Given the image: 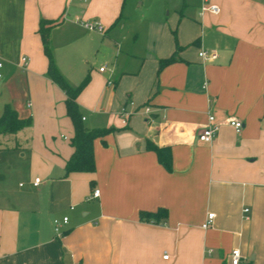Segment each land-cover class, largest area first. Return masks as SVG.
<instances>
[{
	"label": "crops",
	"instance_id": "obj_1",
	"mask_svg": "<svg viewBox=\"0 0 264 264\" xmlns=\"http://www.w3.org/2000/svg\"><path fill=\"white\" fill-rule=\"evenodd\" d=\"M42 18L60 20L50 39L63 75L89 76L85 126L115 129L95 140L93 173L66 171L75 132ZM0 61V115L10 104L32 117L0 135V264H232L234 249L239 264H264V0H0ZM209 113L242 127L221 123L203 142ZM149 146L167 150L168 168ZM159 208L160 222L139 219Z\"/></svg>",
	"mask_w": 264,
	"mask_h": 264
},
{
	"label": "trees",
	"instance_id": "obj_2",
	"mask_svg": "<svg viewBox=\"0 0 264 264\" xmlns=\"http://www.w3.org/2000/svg\"><path fill=\"white\" fill-rule=\"evenodd\" d=\"M60 22L59 19L42 18L40 20L39 32L41 33L44 51L49 59L48 75L58 83L66 93V108L67 114L72 119L74 126V136L72 138V146L74 152L66 164L67 173L71 172H90L96 171V161L94 154V142L98 138H104L107 134L114 131V128H96L89 129L84 124V116L81 106L78 102V95L89 81V76H86L78 85L71 84L68 79L60 71L51 45L50 32L53 26ZM170 56L159 60V67L173 60ZM32 117H21L17 110L10 104H7L3 113L0 115V135L12 136L19 131L31 126ZM3 144H0V148ZM4 147V146H3ZM18 147V145H17ZM153 149L160 163L165 167H169V155L166 149L156 146H149ZM167 215L166 209L159 208L156 211H140L139 219L142 221L160 222Z\"/></svg>",
	"mask_w": 264,
	"mask_h": 264
},
{
	"label": "built area",
	"instance_id": "obj_3",
	"mask_svg": "<svg viewBox=\"0 0 264 264\" xmlns=\"http://www.w3.org/2000/svg\"><path fill=\"white\" fill-rule=\"evenodd\" d=\"M201 10H209L212 12H217L218 11V7L217 5L213 4V3H203L201 6ZM82 24L84 25V27H86L89 30H94V31H100V32H104L105 31V27L104 25L97 21V20H83ZM199 55L203 58V59H213L216 57V53L215 51H208L205 49H202L199 51ZM28 59L29 57L24 55L21 58L22 61V65L23 67H26L27 63H28ZM3 65V62L0 61V67ZM100 70H105V65L100 67ZM2 76V73L0 72V77ZM203 86H206V81L203 83ZM151 107L149 105H145L143 107V111L145 113H149L151 112ZM221 123H226L230 126H232L237 132L240 131L241 127H242V123L239 119H237L236 117H226L223 121H216L215 117L212 113L208 114V120H207V124L198 132V138L199 140L203 141V142H211L213 137L215 136V134L217 133ZM41 182L40 178H36L34 185L37 186L39 183ZM100 196V190L99 189H94L92 192V195L89 197L90 199H95L98 198ZM244 212H247L248 209L245 208L243 210ZM214 217L213 213H209L207 215V220L206 222L202 225L203 228H207L212 219ZM69 218L68 217H64L63 221L64 222H68ZM60 220L56 219L54 221L55 224V230L58 236H62L63 233L60 232ZM165 259H167L168 254H165L163 256ZM241 261V252L239 249H234L231 252V262L232 264H239Z\"/></svg>",
	"mask_w": 264,
	"mask_h": 264
},
{
	"label": "rangeland",
	"instance_id": "obj_4",
	"mask_svg": "<svg viewBox=\"0 0 264 264\" xmlns=\"http://www.w3.org/2000/svg\"><path fill=\"white\" fill-rule=\"evenodd\" d=\"M23 98H24V93L21 92L20 96L18 97V100L22 101Z\"/></svg>",
	"mask_w": 264,
	"mask_h": 264
}]
</instances>
